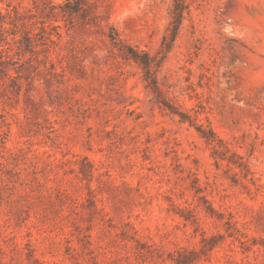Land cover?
<instances>
[{
  "label": "rangeland",
  "instance_id": "obj_1",
  "mask_svg": "<svg viewBox=\"0 0 264 264\" xmlns=\"http://www.w3.org/2000/svg\"><path fill=\"white\" fill-rule=\"evenodd\" d=\"M0 264H264V0H0Z\"/></svg>",
  "mask_w": 264,
  "mask_h": 264
}]
</instances>
